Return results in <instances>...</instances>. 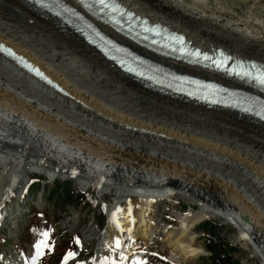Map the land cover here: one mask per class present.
<instances>
[{"label":"bare ground","instance_id":"bare-ground-1","mask_svg":"<svg viewBox=\"0 0 264 264\" xmlns=\"http://www.w3.org/2000/svg\"><path fill=\"white\" fill-rule=\"evenodd\" d=\"M119 1L187 35L194 46L212 53L222 48L264 63L261 24L218 15L208 0ZM0 42L42 68L78 101L47 89L0 56V229L14 219L13 201L21 197L28 176L44 170L54 181L76 178L97 197L108 191L121 201L137 194L129 229L123 228L128 218L111 222L132 238L133 246L149 243L176 264H190L202 254L194 246V228L211 216L234 222L240 236L252 240L264 256L263 126L141 87L59 21L21 0H0ZM174 67L220 79L181 64ZM167 191L200 206L182 217L181 227L150 216L153 198L160 200ZM89 225L82 248L98 242L97 251L103 252L100 239L115 235L113 225L101 234L91 230L94 223ZM78 254L67 264H94L80 261ZM33 257L22 263L32 264Z\"/></svg>","mask_w":264,"mask_h":264},{"label":"rangeland","instance_id":"rangeland-1","mask_svg":"<svg viewBox=\"0 0 264 264\" xmlns=\"http://www.w3.org/2000/svg\"><path fill=\"white\" fill-rule=\"evenodd\" d=\"M207 5L210 9L216 10L218 15H235L242 21L257 22L264 28V0H208ZM226 18L224 17V19ZM206 27L208 26L203 25L201 29L213 33L211 27H208V29ZM256 32L255 30L254 33ZM43 171L34 170L28 176L27 187L22 190L21 197L13 201L14 219L5 221L0 230V258H2L0 264H15L17 260L21 264L23 258L36 256L35 245L41 242H46L49 246L42 247L41 250L44 255L42 259L39 258L37 264H58V255L62 253V248L65 247L63 242L73 237H77L79 243H77L76 250H74L76 255L68 261L75 260L79 253L80 261L89 262L93 260L94 264L101 259L105 260V258L115 261L116 264H125L127 259V264H134L136 260H143L145 264H176L171 257L154 254L149 243L140 244L141 247H138V245L133 246L131 237L126 238L124 250L117 253L115 258L112 257L111 247H105L106 251L103 250V252L98 253V245L100 244L98 242H93L82 248L85 228L89 224L94 223L91 230L98 234L108 228L102 214L109 204L115 203L116 197L111 196L112 194L108 191L102 194L103 196L97 197L96 190L93 188L86 190L83 186L77 184L78 182L74 177L60 176L54 181L52 174ZM34 180L36 181L33 183ZM175 193V191L174 193H168L167 191L160 200H155L150 216L155 220H163L167 225L177 228L183 225L182 217L190 212L191 208L200 211V206L195 207V204L180 196L172 198L171 195ZM125 198H121V201H124ZM32 207L40 211L45 217L35 219L33 215L35 211L31 209ZM206 222L216 225L211 236L217 243L222 245L224 253L229 258V264H264L263 253L255 248L253 241L242 238L238 226L234 222L216 216L203 220L194 228V246L196 249L202 250V254L190 264H211L209 261L210 250L207 245L208 229L204 227ZM32 224H37L40 229L47 230L49 232L47 238L36 239V236L29 238V234L35 235V231L30 232L29 230ZM104 243L106 244L105 241ZM46 255L48 256L46 263H44ZM94 256L97 258L95 261ZM157 256L162 258L164 262ZM122 258L125 259L122 260Z\"/></svg>","mask_w":264,"mask_h":264},{"label":"snow or ice","instance_id":"snow-or-ice-1","mask_svg":"<svg viewBox=\"0 0 264 264\" xmlns=\"http://www.w3.org/2000/svg\"><path fill=\"white\" fill-rule=\"evenodd\" d=\"M98 2L101 4V5H104L107 7V4H106V0H98ZM205 59H208V57H205ZM218 68L219 67H222L223 66V62H220V63H217L216 65ZM237 75H244V76H248L249 73L247 72H240V73H236ZM254 79H257L261 84H264V73H261L259 74L258 76H255L253 77ZM45 237L48 236V233H44L43 234ZM77 243H79V241H77ZM49 245L46 243V242H41V243H37L35 245V248H36V256L35 258L33 259V262L32 264H37V261L39 260V258L41 256L44 255V252L41 250L42 247H48ZM117 246H119V242H117ZM76 254L74 252H68L65 256V259H64V264H67V261L71 258H73ZM125 259V258H122V260ZM103 264H116L115 261H112V260H108L107 258H105V260L103 261ZM134 264H145V262L143 260H136L134 262Z\"/></svg>","mask_w":264,"mask_h":264},{"label":"trees","instance_id":"trees-1","mask_svg":"<svg viewBox=\"0 0 264 264\" xmlns=\"http://www.w3.org/2000/svg\"><path fill=\"white\" fill-rule=\"evenodd\" d=\"M205 228L208 229V246L210 250V256H209V261L211 264H229V258L228 256L224 253L222 249V245L217 243L216 240L211 236L213 231L215 230L216 225L207 222L204 225Z\"/></svg>","mask_w":264,"mask_h":264},{"label":"water","instance_id":"water-1","mask_svg":"<svg viewBox=\"0 0 264 264\" xmlns=\"http://www.w3.org/2000/svg\"><path fill=\"white\" fill-rule=\"evenodd\" d=\"M240 220H241V222L242 223H244V224H247L248 223V218L246 217V216H240Z\"/></svg>","mask_w":264,"mask_h":264}]
</instances>
